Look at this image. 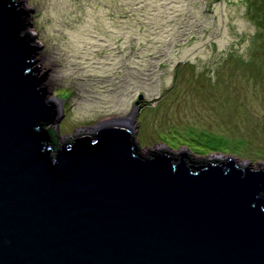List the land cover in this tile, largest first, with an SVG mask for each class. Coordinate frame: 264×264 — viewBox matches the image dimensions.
Wrapping results in <instances>:
<instances>
[{"label": "water", "instance_id": "95a60500", "mask_svg": "<svg viewBox=\"0 0 264 264\" xmlns=\"http://www.w3.org/2000/svg\"><path fill=\"white\" fill-rule=\"evenodd\" d=\"M28 15L0 0V264H264V168L145 156L135 109L63 142Z\"/></svg>", "mask_w": 264, "mask_h": 264}, {"label": "rangeland", "instance_id": "374dc122", "mask_svg": "<svg viewBox=\"0 0 264 264\" xmlns=\"http://www.w3.org/2000/svg\"><path fill=\"white\" fill-rule=\"evenodd\" d=\"M16 1L29 9L63 142L135 109L145 156L189 151L195 164L216 154L264 168V89L247 74L264 70V43L249 0Z\"/></svg>", "mask_w": 264, "mask_h": 264}, {"label": "trees", "instance_id": "16d2710c", "mask_svg": "<svg viewBox=\"0 0 264 264\" xmlns=\"http://www.w3.org/2000/svg\"><path fill=\"white\" fill-rule=\"evenodd\" d=\"M248 7L252 8L251 17L255 18L258 21V24L260 26L257 35H258V38H260L261 40L260 45L262 46V43H264V0H249ZM258 53L260 54L259 60L261 61V63H263L264 62V48L262 49L260 48L255 52L256 58L258 56L257 55ZM250 60L252 59H249V61ZM247 74H251L252 76L251 78L255 80L258 84L260 83V85H262V88L264 89V70H262V68H260L259 71L257 72L253 70L252 72H247ZM260 85H257V86H260ZM64 96H66L67 98L70 97V92H66ZM50 131H51L54 141L57 143H60V141L58 140L56 136V132L52 130V128H50Z\"/></svg>", "mask_w": 264, "mask_h": 264}, {"label": "bare ground", "instance_id": "6f19581e", "mask_svg": "<svg viewBox=\"0 0 264 264\" xmlns=\"http://www.w3.org/2000/svg\"><path fill=\"white\" fill-rule=\"evenodd\" d=\"M24 5H25V4H24ZM25 6H27V4H26ZM26 8H27V7H26ZM58 102H59V101H58ZM216 156H217V155H216V154H214V155H213V157H212L211 159H214ZM242 163H243L244 165H245V164H247V162H246V161H245V162L243 161Z\"/></svg>", "mask_w": 264, "mask_h": 264}, {"label": "flooded vegetation", "instance_id": "af4514ba", "mask_svg": "<svg viewBox=\"0 0 264 264\" xmlns=\"http://www.w3.org/2000/svg\"><path fill=\"white\" fill-rule=\"evenodd\" d=\"M56 145H59V143H56Z\"/></svg>", "mask_w": 264, "mask_h": 264}]
</instances>
